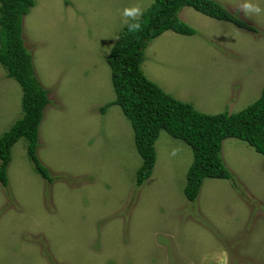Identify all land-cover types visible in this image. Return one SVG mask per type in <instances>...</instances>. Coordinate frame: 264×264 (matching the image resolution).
I'll return each instance as SVG.
<instances>
[{
	"label": "rangeland",
	"instance_id": "rangeland-1",
	"mask_svg": "<svg viewBox=\"0 0 264 264\" xmlns=\"http://www.w3.org/2000/svg\"><path fill=\"white\" fill-rule=\"evenodd\" d=\"M22 20L33 71L48 90L34 170L26 143L12 147L0 185V264H264L263 156L234 138L220 158L238 186L209 178L193 202L183 193L193 156L160 131L156 162L140 187L133 130L114 100L106 57L125 7L153 0H34ZM255 31L192 9L180 18L193 36L164 32L148 44L145 76L205 114L237 113L264 89V0H215ZM131 19L128 20V22ZM22 90L0 65V136L22 115Z\"/></svg>",
	"mask_w": 264,
	"mask_h": 264
},
{
	"label": "trees",
	"instance_id": "trees-1",
	"mask_svg": "<svg viewBox=\"0 0 264 264\" xmlns=\"http://www.w3.org/2000/svg\"><path fill=\"white\" fill-rule=\"evenodd\" d=\"M34 5V0H0V65L6 76L15 79L22 90V115L0 136L2 187L8 185L11 151L19 140L26 143V155L34 172L50 183L53 181L37 155L38 130L45 108L50 103L48 90L41 86L35 75L31 54L22 39L23 17ZM184 9L229 22L246 31H255L213 0H153L139 18L141 30L130 32L126 25L109 50L106 63L114 100L99 110L103 114L110 106H118L132 127L134 145L142 160L135 174L137 187L142 186L152 174L156 162L154 144L160 131L187 144L193 159L186 172L183 193L188 201L193 202L205 179L229 180L238 190L232 174L220 158L225 139L234 138L247 143L263 156L264 164V89L256 101L237 113L205 114L192 104L173 98L150 81L141 68L148 44L167 31L195 34L194 29L181 21L179 15ZM133 22L130 20L128 23Z\"/></svg>",
	"mask_w": 264,
	"mask_h": 264
},
{
	"label": "clouds",
	"instance_id": "clouds-1",
	"mask_svg": "<svg viewBox=\"0 0 264 264\" xmlns=\"http://www.w3.org/2000/svg\"><path fill=\"white\" fill-rule=\"evenodd\" d=\"M238 10L242 11L246 16L259 15L262 12V9L259 7V5L250 2V0H244V2L238 6ZM142 15L143 12L139 6L125 7L122 12V17L124 18L122 22L128 25V30L130 32L139 31L141 30L139 18ZM129 19L135 22L128 23ZM190 36L193 35H189V37Z\"/></svg>",
	"mask_w": 264,
	"mask_h": 264
},
{
	"label": "crops",
	"instance_id": "crops-1",
	"mask_svg": "<svg viewBox=\"0 0 264 264\" xmlns=\"http://www.w3.org/2000/svg\"><path fill=\"white\" fill-rule=\"evenodd\" d=\"M213 1H215V0H213ZM207 17V16H206Z\"/></svg>",
	"mask_w": 264,
	"mask_h": 264
}]
</instances>
